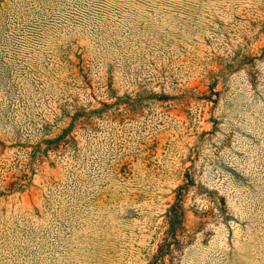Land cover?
<instances>
[{
	"label": "rangeland",
	"instance_id": "374dc122",
	"mask_svg": "<svg viewBox=\"0 0 264 264\" xmlns=\"http://www.w3.org/2000/svg\"><path fill=\"white\" fill-rule=\"evenodd\" d=\"M0 264H264V0H0Z\"/></svg>",
	"mask_w": 264,
	"mask_h": 264
},
{
	"label": "trees",
	"instance_id": "16d2710c",
	"mask_svg": "<svg viewBox=\"0 0 264 264\" xmlns=\"http://www.w3.org/2000/svg\"><path fill=\"white\" fill-rule=\"evenodd\" d=\"M171 218H172V221H173V222L176 221V219L179 218L178 213L175 212V211H172V217H171ZM174 225H176V224L172 223L170 233H175V231H176V226H174Z\"/></svg>",
	"mask_w": 264,
	"mask_h": 264
}]
</instances>
